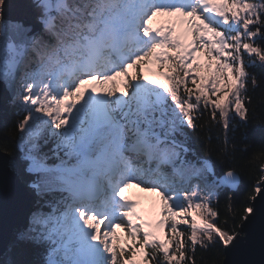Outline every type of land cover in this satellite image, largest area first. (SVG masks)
Wrapping results in <instances>:
<instances>
[{
	"label": "snow or ice",
	"instance_id": "1",
	"mask_svg": "<svg viewBox=\"0 0 264 264\" xmlns=\"http://www.w3.org/2000/svg\"><path fill=\"white\" fill-rule=\"evenodd\" d=\"M5 4L0 83L17 86L26 112L16 128L35 198L16 239L41 249V264H196L197 246L236 249L264 190V150L242 223L224 228L213 201L240 177H217L185 128L208 113L227 152L231 121L247 122L264 0H30V17L8 20ZM130 188L156 200L141 207Z\"/></svg>",
	"mask_w": 264,
	"mask_h": 264
},
{
	"label": "trees",
	"instance_id": "2",
	"mask_svg": "<svg viewBox=\"0 0 264 264\" xmlns=\"http://www.w3.org/2000/svg\"><path fill=\"white\" fill-rule=\"evenodd\" d=\"M255 2H259V0H255ZM249 72L257 77L259 87L253 90L249 82V95L252 97V103L247 105L249 108L248 120L244 122L240 121L239 117H235L231 121L230 128L226 133L227 152L224 151L225 131L222 125L215 124L210 120L208 113L205 112L204 115L199 116L195 129L185 128L186 144L190 151L198 157L207 158L217 177L222 176L229 169L236 171L240 177V184L236 191H230L227 188L218 189L216 199L213 201L212 206L220 213L217 222L224 228L233 227V216H235V224H241L239 215L242 213L248 197L253 195V186L262 174L259 163L252 162V157L255 153L264 150V67H252ZM24 115L25 112L20 103L14 100L3 107L0 113V150L8 155L11 171L16 173L25 185H28L30 174L24 170L16 128L18 121ZM51 146L50 142L43 150L47 152ZM229 196L232 197V212H229ZM20 232L22 230L14 233L5 255L0 259V264L11 260L41 264L42 250L27 242L18 241L16 237ZM189 254L191 255V253ZM223 258L221 245H212L207 249H202L199 246L196 248V264H222Z\"/></svg>",
	"mask_w": 264,
	"mask_h": 264
},
{
	"label": "water",
	"instance_id": "3",
	"mask_svg": "<svg viewBox=\"0 0 264 264\" xmlns=\"http://www.w3.org/2000/svg\"><path fill=\"white\" fill-rule=\"evenodd\" d=\"M18 0H6L4 19L20 14L28 15V8L17 4ZM16 85L11 88L0 83V113L15 95ZM232 189L230 191H236ZM35 198L16 173L9 167V157L0 150V259L5 255L14 233L27 227L28 217L34 210ZM256 214L243 222L241 243L229 254L223 250V261L231 264H264V190L254 201ZM242 223V222H241Z\"/></svg>",
	"mask_w": 264,
	"mask_h": 264
},
{
	"label": "rangeland",
	"instance_id": "4",
	"mask_svg": "<svg viewBox=\"0 0 264 264\" xmlns=\"http://www.w3.org/2000/svg\"><path fill=\"white\" fill-rule=\"evenodd\" d=\"M30 0H18V5H20L23 8H28L27 5L29 4ZM28 16L30 17V9L28 8L27 10ZM14 97V96H13ZM13 97L12 100L9 103H12L13 101ZM18 103V101H16ZM25 112V111H24ZM26 114V112H25ZM130 199H140V203H141V207H147V205L150 202H153L156 200V197L154 196V194L151 193H147V192H141L139 189L137 188H130L128 189L127 193H126ZM183 227V226H181ZM123 234L121 233V236Z\"/></svg>",
	"mask_w": 264,
	"mask_h": 264
},
{
	"label": "bare ground",
	"instance_id": "5",
	"mask_svg": "<svg viewBox=\"0 0 264 264\" xmlns=\"http://www.w3.org/2000/svg\"><path fill=\"white\" fill-rule=\"evenodd\" d=\"M226 189V188H225ZM35 209V208H34Z\"/></svg>",
	"mask_w": 264,
	"mask_h": 264
}]
</instances>
